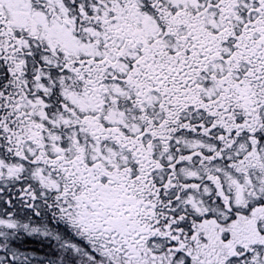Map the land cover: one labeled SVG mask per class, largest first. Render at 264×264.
I'll return each mask as SVG.
<instances>
[{
    "label": "snow or ice",
    "instance_id": "obj_1",
    "mask_svg": "<svg viewBox=\"0 0 264 264\" xmlns=\"http://www.w3.org/2000/svg\"><path fill=\"white\" fill-rule=\"evenodd\" d=\"M0 264H264V0H0Z\"/></svg>",
    "mask_w": 264,
    "mask_h": 264
}]
</instances>
